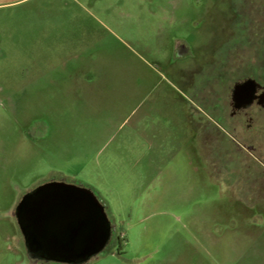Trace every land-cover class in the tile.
Returning a JSON list of instances; mask_svg holds the SVG:
<instances>
[{
    "label": "rangeland",
    "instance_id": "rangeland-1",
    "mask_svg": "<svg viewBox=\"0 0 264 264\" xmlns=\"http://www.w3.org/2000/svg\"><path fill=\"white\" fill-rule=\"evenodd\" d=\"M232 7L0 0V264H26L12 213L52 180L106 208L87 264H264V168L241 146L264 154V111L249 132L220 111L264 50Z\"/></svg>",
    "mask_w": 264,
    "mask_h": 264
},
{
    "label": "water",
    "instance_id": "water-1",
    "mask_svg": "<svg viewBox=\"0 0 264 264\" xmlns=\"http://www.w3.org/2000/svg\"><path fill=\"white\" fill-rule=\"evenodd\" d=\"M187 50L182 49L181 55ZM254 81L237 83L236 101ZM15 216L29 260L59 264H87L109 245L113 226L106 208L89 188L49 181L28 192Z\"/></svg>",
    "mask_w": 264,
    "mask_h": 264
},
{
    "label": "flooded vegetation",
    "instance_id": "flooded-vegetation-1",
    "mask_svg": "<svg viewBox=\"0 0 264 264\" xmlns=\"http://www.w3.org/2000/svg\"><path fill=\"white\" fill-rule=\"evenodd\" d=\"M229 2H230V5L233 6L232 7L233 13L235 12L234 6L239 5L241 7V12L237 14L234 13L235 14L234 16L237 19V21H239L241 25L246 28L248 32V36H249L248 38H246L249 40L248 42L253 43L255 46V49L256 48L259 49L260 47L264 50V26L260 27V25L257 24L256 18L254 17L256 12L253 13V11H258L259 13L262 14V9L264 10V0H229ZM253 7H256V8L253 10ZM246 18H248L249 20H248V23L244 25V20H246ZM251 37L255 38V40H252L253 42H250ZM254 54L258 55V51L255 50ZM257 71H258V68H254L253 72H250L248 75H244V77L242 78H238L234 82L233 87L230 88V97L228 99L227 104L224 107H222V109H220L221 115L223 117L228 116L231 120H234V119H238L240 121H243V119L247 120L246 122L247 125L241 126V128L248 132L252 128V119H253L252 113H260L264 111V78L263 77L259 78L256 74ZM251 80L254 81L253 83L254 88L245 89L242 92L241 96H239V99L234 101L233 95H232V90L234 86L237 83H244V82L251 81ZM239 126H240V123H239ZM233 129L235 131H238L239 127L233 126ZM256 138L257 136H254L252 139L255 141ZM241 146L247 154H250L249 156L253 155L252 157L257 159L264 168V154L258 151V146H256L253 143V141H250V142L247 141V143ZM16 208L14 212L12 213V215L17 222L16 216H15ZM17 225H18V222H17ZM25 261H26V264H34L29 260L27 254H26Z\"/></svg>",
    "mask_w": 264,
    "mask_h": 264
}]
</instances>
